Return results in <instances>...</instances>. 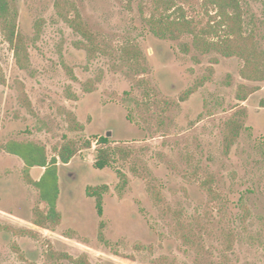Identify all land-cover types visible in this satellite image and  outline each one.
Segmentation results:
<instances>
[{"label": "rangeland", "instance_id": "374dc122", "mask_svg": "<svg viewBox=\"0 0 264 264\" xmlns=\"http://www.w3.org/2000/svg\"><path fill=\"white\" fill-rule=\"evenodd\" d=\"M10 1L27 68L0 25V224L36 234L0 229V264H75L60 254H86L92 264H264V81L242 77L240 57L195 46V33L221 20L214 3ZM237 1L242 30L264 58V0ZM184 22L190 29L178 38L154 34ZM242 86L255 89L245 101ZM72 115L82 131L71 130ZM234 115L244 128L227 152L224 128ZM110 119L116 129L109 146L129 156L65 182L56 230L32 224L38 190L24 180V161L3 144L35 142L51 159L67 140L80 147L89 140L92 148L75 160L91 166ZM129 123L133 131L124 132ZM118 172L127 178L124 187ZM88 182L110 186L102 217L85 195Z\"/></svg>", "mask_w": 264, "mask_h": 264}, {"label": "trees", "instance_id": "16d2710c", "mask_svg": "<svg viewBox=\"0 0 264 264\" xmlns=\"http://www.w3.org/2000/svg\"><path fill=\"white\" fill-rule=\"evenodd\" d=\"M218 8V13L221 17L219 24L207 30L202 29L201 33H195V46L204 54L211 51H216L223 56H238L244 61V67L241 70V75L245 79L253 81H264V58L261 52L256 48L254 36L252 34L245 35L243 32V14L237 0H210ZM231 9V12H230ZM79 24V23H78ZM0 25L2 33L8 43L13 47L17 63L22 68H27L26 58L27 50L25 47L24 34L18 28V10L10 0H0ZM77 31L82 37L90 39L91 36L87 30L76 24ZM189 23L171 24L166 28L154 30V34L159 37L170 36L175 39L182 32H187ZM224 29V34L219 32ZM216 33V40H208L207 35ZM89 56L94 53V49L89 44H84ZM131 52H129L130 54ZM247 91L239 94V100H247L250 93L255 89L248 86H242ZM191 91L187 90L182 96L183 99L190 95ZM243 112L245 109H242ZM243 112H241L243 114ZM72 131H82L83 125L75 115H72L70 121ZM244 128L243 121L235 115L229 118L225 123L224 128V148L229 152L232 146L240 137ZM100 146L96 149V157L94 166L99 169L109 167L115 160V156L121 154L124 158L129 156V152H124L119 147L109 146V139L101 137L98 139ZM92 148V142L87 141L79 146L76 140H67L58 153L53 158L49 159L46 148L35 142H24L21 140H10L3 144L2 149L9 154L20 157L26 166L25 181L39 192V203L31 210L32 222L42 228L56 230L62 222V213L58 208V200L60 196V177L59 165L68 163L82 149ZM44 167L42 176L35 180L30 174L32 167ZM121 178L120 186H125L127 178L121 172H118ZM119 186V187H120ZM108 191V185L90 186L87 193L90 196L96 197V207L99 215H103V196ZM44 204L42 206L41 204ZM245 217L249 213L248 208H245ZM102 225V224H101ZM14 232V234L35 236L36 232L31 229L15 228L11 225L0 224V229L6 228ZM60 258L68 259L75 264H92L86 254L74 258L68 254H60Z\"/></svg>", "mask_w": 264, "mask_h": 264}, {"label": "flooded vegetation", "instance_id": "af4514ba", "mask_svg": "<svg viewBox=\"0 0 264 264\" xmlns=\"http://www.w3.org/2000/svg\"><path fill=\"white\" fill-rule=\"evenodd\" d=\"M125 119H126V122L130 121V119H129L128 116H126ZM112 121H114V120L113 119H110L108 121V123L106 124L107 125L106 126L107 128H106V130L104 132L105 138H109V137L112 136V134H114V131H115L116 128L113 127V123L114 122H112ZM125 127L126 128H125L124 132H127V131L131 132V131H133L132 130L133 129V126L131 125V123H129L128 125L125 124ZM101 137H104V136H99L96 139V142L97 143H98V139L101 138ZM81 164L82 163H77L76 162L75 156H74L68 163L60 164L59 165V177H60V189H61L60 190V196H59V202L61 201L62 197H64L66 195L65 194V191H66L67 185L65 184V182H67L69 184V182H76V181H78V179L81 177V174L82 173H84V172L88 173L87 172L88 169H92L93 172H94V170L102 171V170H105L107 168V167H105L103 169L96 168L94 166V163L91 166H89L88 164H84V165H81ZM64 184H65V186H64ZM104 184L108 185V191L103 196V208H104V199H105V196L110 191L109 184H107V183H104ZM104 184H97V185L91 184L90 185L89 182L86 184V187H85V195L87 196V198L92 199L95 202V207H96V197H93V196L88 195L87 189L90 186H102ZM17 193L19 195V192H17ZM96 210H97V207H96ZM30 212H31V210H30ZM97 214L99 215L98 211H97ZM103 215H104V213H103ZM99 216L102 217L101 215H99Z\"/></svg>", "mask_w": 264, "mask_h": 264}, {"label": "crops", "instance_id": "0c3cea01", "mask_svg": "<svg viewBox=\"0 0 264 264\" xmlns=\"http://www.w3.org/2000/svg\"><path fill=\"white\" fill-rule=\"evenodd\" d=\"M25 164V163H24ZM25 169H26V166H25ZM39 169H42V172L40 173L39 171L40 170H38V167L36 166V167H32L31 169H30V174H31V176H32V174L34 173V174H36V177L34 178L33 176H32V178L33 179H35V180H38L41 176H42V174L44 173V170H45V168L44 167H41V168H39ZM24 180H25V178H24ZM26 182V181H25ZM26 184H27V186H29V187H31V185H29L27 182H26ZM39 193V192H38ZM15 196H17L18 197V193L17 194H15ZM23 202H21V200L19 201V204L21 205V203H25V201L27 202V203H29V200H22ZM40 201V200H39ZM39 203V202H38ZM58 204H59V200H58ZM42 206L44 205L43 203L41 204ZM35 206V205H34ZM34 206H32V208L34 207ZM32 208L30 209V210H32ZM58 208H59V205H58ZM59 210H60V208H59ZM30 214H31V212H30ZM30 217H31V215H30ZM32 218V217H31ZM31 223L32 224H34L33 222H32V220H31ZM35 225V224H34ZM35 226H37V225H35ZM37 227H39V226H37ZM29 229V228H28Z\"/></svg>", "mask_w": 264, "mask_h": 264}]
</instances>
